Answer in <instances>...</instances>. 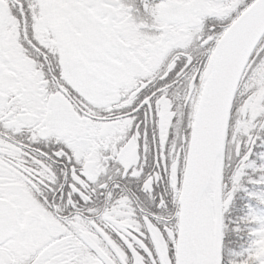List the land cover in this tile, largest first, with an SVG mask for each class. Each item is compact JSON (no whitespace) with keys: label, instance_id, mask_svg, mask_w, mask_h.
I'll list each match as a JSON object with an SVG mask.
<instances>
[{"label":"snow or ice","instance_id":"1","mask_svg":"<svg viewBox=\"0 0 264 264\" xmlns=\"http://www.w3.org/2000/svg\"><path fill=\"white\" fill-rule=\"evenodd\" d=\"M0 264H264V0H0Z\"/></svg>","mask_w":264,"mask_h":264}]
</instances>
